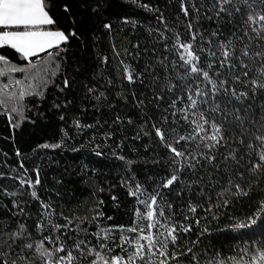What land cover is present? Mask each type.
I'll use <instances>...</instances> for the list:
<instances>
[{"label": "trees", "instance_id": "obj_1", "mask_svg": "<svg viewBox=\"0 0 264 264\" xmlns=\"http://www.w3.org/2000/svg\"><path fill=\"white\" fill-rule=\"evenodd\" d=\"M45 6L54 23L44 27L66 41L29 58L0 46L7 66L24 69L0 78V264H49L45 249L51 264H113L116 256L128 264H264V167L255 169L264 165V89L251 83L264 82V57L256 56L264 53V27L248 22L264 15V4ZM181 44H191L193 63L211 80L191 72ZM222 45L234 53L223 67ZM212 122L224 139L209 148L214 142L203 137ZM249 217L257 223L233 227ZM149 235L151 249L142 238ZM138 244L145 247L136 255Z\"/></svg>", "mask_w": 264, "mask_h": 264}, {"label": "snow or ice", "instance_id": "obj_2", "mask_svg": "<svg viewBox=\"0 0 264 264\" xmlns=\"http://www.w3.org/2000/svg\"><path fill=\"white\" fill-rule=\"evenodd\" d=\"M225 3L233 2V0H224ZM245 4H247V0H243ZM261 4H264V0H260ZM240 9L237 8V11ZM186 11V10H185ZM248 22H260L261 27H264V15H256L248 16ZM54 21L50 18L48 11H46V6H45V0H0V26H3L5 28L11 27V26H23L25 30L23 31H0V45H5L8 44L12 48L16 49L18 52H21L25 58H29L31 56L36 55L39 52H43L46 49H51L53 46H59V44L62 41H66L68 39L67 36L63 32L60 31H44L41 30L38 26L41 25H51L53 24ZM105 27H110V25H106ZM31 29H36V30H31ZM193 38H195L193 36ZM181 48L185 49V52H187V60L185 61L186 64L191 66V72L192 73H199L202 74L203 77L207 80H211V77L209 76V73L207 71H203L202 69L198 68L195 63H193L194 60L198 61L199 57L195 56L194 53L191 51V44L180 45ZM222 57L220 64L221 67H223L229 57L234 56V53H231L227 50V45H222ZM59 53L57 52L56 55ZM49 56H52L53 53L49 52ZM212 55H215L212 53ZM242 56H248L249 53L247 51H243L241 53ZM256 56H262L264 57V53L257 52ZM0 61H3L5 63V67H7V60L5 57L0 56ZM242 63V61H241ZM208 67H211V65H208ZM229 67H234V65H229ZM245 68H247V65H244ZM9 71L15 72V71H24V69H18L16 67H12L8 69ZM4 69H0V74H3ZM260 73L262 76H264V67L260 69ZM244 76H247L248 73L245 71L243 73ZM129 79H131V76H129ZM236 80L239 81V76L235 78ZM224 83L226 81L221 82L220 88H223ZM253 85L258 86L261 89H264V82H258L257 80L251 81ZM213 84V89L219 91V89L216 88V84L214 81H212ZM227 91V89H225ZM233 95H236L235 91L233 90ZM246 95V93L242 94ZM196 102L193 100L192 101V106L195 107ZM187 119V117H185ZM201 119L204 120V124L209 123V121L201 116ZM211 127L213 129L212 135L205 136L203 139L206 140H211L214 143H210L207 145V147L211 148L214 147L215 145H218L221 143V141L224 139L223 134L221 131V127L217 125L215 122H212ZM197 128L200 131H205L204 125L203 124H198ZM157 135L163 139V133L160 131V129H156ZM180 139H186L185 137H181ZM261 141H264V136L258 137ZM59 145H53V147H58ZM43 147H48V145H44ZM171 151L175 154V156H183L182 152H179L176 150V148L171 147ZM251 147V146H250ZM259 157L261 161H264V150H262L259 153ZM264 167L262 164H256L255 169H260ZM177 177L174 175L170 180L167 181V185H171L173 181H175ZM36 183H39V179L36 180ZM165 185V186H167ZM238 187V186H237ZM135 195L136 193H132ZM238 194H244L247 195V192H241ZM33 196L36 195L35 192L32 193ZM152 202L155 203V197L152 198ZM141 203H144L143 201ZM264 204V201L261 202ZM149 208L151 207L150 205L148 206ZM191 211H195V208L193 207ZM261 212H264V208L260 209ZM163 214V210L161 209V215ZM139 216L140 214L137 213ZM153 215V211H148L147 216L151 217ZM110 219V217H109ZM257 223L256 218L249 217L247 219V222L245 221H237L233 227L237 229H243L250 227L251 225H255ZM154 225H149V227H153ZM24 226L21 225V228ZM58 227V226H57ZM191 226L188 227H183L182 230L184 232H187L190 230ZM130 231H137L136 228L129 229ZM123 231V229H121ZM143 231V230H141ZM207 231V229H205ZM175 232V228H172L169 230V235L171 236V241L175 243L177 236L172 234ZM143 239L148 241L147 247L151 249L153 247V237L151 235L142 237ZM28 248H31L32 245L29 244L27 245ZM79 247V245H77ZM145 245L143 244H138L136 248V255H139L141 250H143ZM62 249H57V251H60ZM191 251V249H189ZM161 256H166L167 253L166 251H161L160 252ZM41 256H48L49 257V264H51V253H49L46 249L41 252ZM132 256L128 257V260H132ZM63 259V258H61ZM258 259L264 260V251L259 252ZM113 264H122L123 258L120 256H116L112 258ZM103 264H109L108 260H104ZM123 264H128V261H123ZM160 264H166L165 261H161Z\"/></svg>", "mask_w": 264, "mask_h": 264}, {"label": "rangeland", "instance_id": "obj_3", "mask_svg": "<svg viewBox=\"0 0 264 264\" xmlns=\"http://www.w3.org/2000/svg\"><path fill=\"white\" fill-rule=\"evenodd\" d=\"M47 11V10H46ZM49 14V13H48ZM50 16V15H49ZM22 27V29L21 30H12V31H23V30H25L24 28H23V26H21ZM41 30H44V31H60V30H52V29H49V28H46V27H44V25H41V26H38ZM31 30H36V29H31ZM60 32H62V31H60ZM64 33V32H63ZM65 34V33H64ZM65 36H66V34H65ZM63 42V41H62ZM61 42V43H62ZM60 43V44H61ZM5 45H8V44H5ZM0 46H3V45H0ZM40 54H41V52H39ZM49 61H51V60H49ZM49 61H47L46 63H48ZM1 62H3V61H0V69H4V72H3V74H0V78L1 77H5L6 78V80H11L12 79V75H11V73L8 71V69L10 68L9 66H7V67H5V65L4 64H2ZM0 82H2L1 80H0Z\"/></svg>", "mask_w": 264, "mask_h": 264}]
</instances>
